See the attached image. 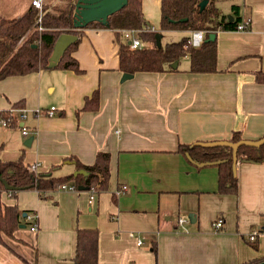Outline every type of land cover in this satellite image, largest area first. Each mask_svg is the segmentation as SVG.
<instances>
[{"label":"crops","instance_id":"1","mask_svg":"<svg viewBox=\"0 0 264 264\" xmlns=\"http://www.w3.org/2000/svg\"><path fill=\"white\" fill-rule=\"evenodd\" d=\"M216 6L250 22L245 31L217 32L216 73L190 72L188 58L178 71L124 80L115 31L88 28L73 53L83 73L47 69L0 81V111L24 101L30 130L25 137L20 128L0 126L1 161L24 156L25 165L45 174L62 166L53 172L61 177L76 172L67 158L89 166L100 152L111 156L109 188L96 192L92 204L88 191L25 190L16 198L4 191L1 202L17 206L23 219L13 237L4 236L0 264H74L77 231L84 229L99 232L98 264L264 260V237L248 239L264 222V164L239 161L238 196L220 195L219 167L198 166L179 152L180 145L229 141L234 133L264 138V0ZM143 13L148 27L176 39L171 43L191 37L192 31L161 30V0H143ZM96 90L99 111L77 115ZM52 107L54 116L34 113ZM179 218L188 222L179 225Z\"/></svg>","mask_w":264,"mask_h":264},{"label":"trees","instance_id":"2","mask_svg":"<svg viewBox=\"0 0 264 264\" xmlns=\"http://www.w3.org/2000/svg\"><path fill=\"white\" fill-rule=\"evenodd\" d=\"M63 11L53 12L43 7V17L37 23L39 11L31 4L19 18L7 19L0 16V81L13 76H25L41 70L50 69V58L58 38L62 34H72L78 40L70 46L57 65L51 69L73 71L81 74L79 62L73 53L78 49L84 30L88 28L111 29L115 31L116 43L119 46V70L125 74L139 72L162 73L178 71L182 59H190V72L216 73L217 39L208 41L212 34L219 31H236L241 23L240 18L233 15H222L216 6V0H208V5L201 11L200 4L204 0H161V30L163 31H204L205 40L199 48L190 43V37L178 42L157 46L158 32L143 31L139 39L152 47L131 50L128 43L122 40V31L126 29H146L147 20L143 13V0H129L128 5L109 18V25L90 23L84 28L75 26L76 4L78 0H67ZM40 27L42 28L40 30ZM149 28V27H148ZM178 62V67L173 68ZM262 75V74H261ZM263 80H264V74ZM262 80V79H261ZM24 101L14 104L13 109H22ZM100 109V91L96 90L85 99L81 112H97ZM0 120L9 122L10 127L19 128L18 118L11 110H1ZM239 133H234L230 142L242 141ZM3 146L0 145V154ZM179 152L186 155L194 164L217 165L219 167L217 194L238 196L239 180L233 171V151L228 147L205 148L196 144L180 145ZM241 162L264 164V145L261 147L242 146L237 153ZM66 161L75 165L76 172L57 177L53 172L62 166H54L48 173L30 171L25 165L24 156L17 161L3 162L0 159V245L4 236L13 237L22 223L23 212L17 206H6L1 202V194L7 191L4 182L14 190L8 191L13 198L25 190H38L41 193L57 191L64 185H73L77 191H106L111 178L108 153L97 154L93 165H84L76 157ZM220 162V163H219ZM154 252L157 253L156 248ZM99 232L84 229L77 231L76 253L74 264H98ZM263 259H255L245 264H259Z\"/></svg>","mask_w":264,"mask_h":264},{"label":"water","instance_id":"3","mask_svg":"<svg viewBox=\"0 0 264 264\" xmlns=\"http://www.w3.org/2000/svg\"><path fill=\"white\" fill-rule=\"evenodd\" d=\"M129 0H78L76 4V13H75V26L77 28H84L90 23L98 22L102 23L105 26L109 25V18L116 14L117 12L121 11L128 5ZM208 5V0H204L200 4L201 11L206 8ZM230 20H233L232 16H229ZM162 35L158 33L156 35V42L157 46L160 48L162 47L161 42ZM216 39V34H212L208 41H214ZM78 37L72 34H62L54 47L53 54L50 58V65L49 68H54L60 59L65 55L66 51L72 46ZM178 67V62L174 63L173 68ZM133 78V74H124L123 79H131ZM23 126V123L21 124ZM33 138H29L25 145L31 146ZM196 145L205 147V148H214V147H228L231 148L233 151V171L234 174L237 175V153L240 147L248 146V147H261L264 145V138L258 141H251V140H242L238 143H233L230 141H215V142H198ZM220 163V162H219ZM208 164H202L201 166H206ZM78 174H86L85 171H78L75 172L74 175L77 176ZM5 188L7 191L14 190V188L10 187L6 182H4ZM26 214H24L25 216ZM189 219L194 221L195 215L190 214ZM259 264H264L261 262Z\"/></svg>","mask_w":264,"mask_h":264},{"label":"built area","instance_id":"4","mask_svg":"<svg viewBox=\"0 0 264 264\" xmlns=\"http://www.w3.org/2000/svg\"><path fill=\"white\" fill-rule=\"evenodd\" d=\"M32 5L39 11V17H38V21L37 23L40 24L42 21V17H43V7H44V2L43 0H32ZM249 21L243 22L238 26V30H242L245 31L249 28ZM42 28L40 27V30ZM143 31H151V32H157L156 29L154 27H149L143 30H139V29H126L122 31V35L123 38L125 40L126 43L129 44L131 50H137V49H143L145 47H151L149 45L144 44V42H142L139 39V34L142 33ZM205 40V32L204 31H193L190 37V43L192 44L193 47L195 48H199L203 42ZM57 109L55 107H52L48 110H37L36 112H34L36 114V116H54L57 113ZM11 113L15 114L18 118V123H23L22 127H19L23 136L28 137L30 136V130L25 126V121L28 118V111L26 109H11ZM0 126L1 127H10V124L8 121L6 120H0ZM29 170L30 171H34L37 172L38 171V165L34 164V165H29ZM127 188L124 187L122 190L117 192V195H120L122 192H124ZM61 190H68L71 192H79L75 189V187L73 185H64L61 187ZM96 200V191L92 190L90 191V203L92 204L94 201ZM35 218V216H28V219L33 220ZM186 222H188V219H184V218H179L178 223L179 225H183ZM223 226V222L222 221H218L214 224V227L216 230H220ZM31 230L33 232L37 231V226H33L31 228ZM264 237V222L261 226H259L257 229H255L254 231H252L249 235H248V239L250 241V243H255L259 238ZM142 241L140 240L138 242V245H142Z\"/></svg>","mask_w":264,"mask_h":264},{"label":"rangeland","instance_id":"5","mask_svg":"<svg viewBox=\"0 0 264 264\" xmlns=\"http://www.w3.org/2000/svg\"><path fill=\"white\" fill-rule=\"evenodd\" d=\"M31 2L32 0H0V16L7 19L18 18L31 6ZM43 2L44 6L53 12L63 11L68 3L67 0H43ZM169 36L170 35L163 33L162 46L171 43V39L176 40L175 38H171ZM185 59L187 60L188 57L182 59V67L186 64Z\"/></svg>","mask_w":264,"mask_h":264}]
</instances>
